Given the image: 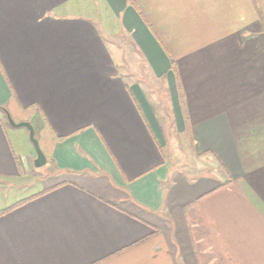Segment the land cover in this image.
<instances>
[{
  "label": "crops",
  "instance_id": "obj_1",
  "mask_svg": "<svg viewBox=\"0 0 264 264\" xmlns=\"http://www.w3.org/2000/svg\"><path fill=\"white\" fill-rule=\"evenodd\" d=\"M0 108V264H264V0H0Z\"/></svg>",
  "mask_w": 264,
  "mask_h": 264
},
{
  "label": "rangeland",
  "instance_id": "obj_2",
  "mask_svg": "<svg viewBox=\"0 0 264 264\" xmlns=\"http://www.w3.org/2000/svg\"><path fill=\"white\" fill-rule=\"evenodd\" d=\"M121 51H124V49ZM123 61L125 63H130L129 62V57L124 54H122ZM15 123H20L24 121H19L17 118H11ZM6 128L8 129L9 132L13 134V138L16 141L25 139V144L29 146L31 152L33 155H35L34 148L31 144V142L28 139V133L27 130L24 127H19V128H13L11 127L7 121H5ZM34 164V163H33ZM57 172L53 169L52 165L48 164V161L46 162V165L40 167V168H34L33 172L30 174L28 177V182L27 184H21L18 187H15L14 185H8L6 184L5 190H9V192H13L15 194V199H22L25 197H29L30 195H33L35 193H38L43 189L45 186H49L52 183H54L55 179L57 178ZM17 201V200H16ZM0 204L2 205L3 203L1 202L0 199Z\"/></svg>",
  "mask_w": 264,
  "mask_h": 264
},
{
  "label": "water",
  "instance_id": "obj_3",
  "mask_svg": "<svg viewBox=\"0 0 264 264\" xmlns=\"http://www.w3.org/2000/svg\"><path fill=\"white\" fill-rule=\"evenodd\" d=\"M6 119L8 124L13 127V128H19V127H24L27 132H28V139L31 142L34 151H35V159H34V167L35 168H40L44 165H46L47 159L46 156L44 155V153L42 152V150L40 149V146L38 144V141L35 138V132H34V128L32 127V125L29 122H20V123H15L11 117L9 116V114H6Z\"/></svg>",
  "mask_w": 264,
  "mask_h": 264
},
{
  "label": "trees",
  "instance_id": "obj_4",
  "mask_svg": "<svg viewBox=\"0 0 264 264\" xmlns=\"http://www.w3.org/2000/svg\"><path fill=\"white\" fill-rule=\"evenodd\" d=\"M0 110L5 111L3 108H0ZM22 202H23V201H22ZM22 202H20V204H21ZM17 205H19V204H16V205H14V206H12V207H15V206H17ZM12 207H11V208H12Z\"/></svg>",
  "mask_w": 264,
  "mask_h": 264
}]
</instances>
